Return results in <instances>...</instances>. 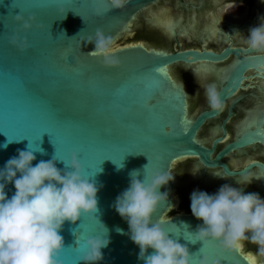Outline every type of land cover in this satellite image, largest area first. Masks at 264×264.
Masks as SVG:
<instances>
[{
  "label": "water",
  "instance_id": "water-1",
  "mask_svg": "<svg viewBox=\"0 0 264 264\" xmlns=\"http://www.w3.org/2000/svg\"><path fill=\"white\" fill-rule=\"evenodd\" d=\"M158 1L127 0L122 8H115L111 0H83L81 7H75L73 0H0V31L4 30V25L6 29L25 23L30 25L15 29L17 41L26 45L23 54L10 50V55L18 60L15 76H8L3 35H0V168L28 145L33 150H41L34 152V165L55 156L67 159L75 152L85 173L94 175L92 179L99 189L96 216L82 215L75 223L65 222L60 233L65 246L59 257L61 264H83L86 239L103 236L104 225L110 242L102 249L103 259L97 264H142L138 259L139 248L127 234L128 224L113 207L116 197L129 186L130 172L139 171L138 178L143 179L147 166L148 173L160 170L173 174L175 161L196 156L204 165L222 166L232 175L234 172L221 162L223 153L257 140L264 142L262 128L258 126L212 159L213 150L201 145L197 133L207 119L219 112L210 109L192 118L188 112L186 88L173 73V67L178 64L205 67L234 56L236 60L223 70L219 91L224 102L241 87L247 70L264 71L261 52L231 47L221 53L170 52L137 41L100 53L94 44L85 42L100 31L110 40L107 47L112 45L130 32L139 15L151 10ZM38 3L48 5L41 19L48 24L54 40L43 32V23L34 28L39 19L37 14H31L27 20L20 14V11H33L32 6ZM93 4L98 6L95 10ZM57 6H60L59 17ZM98 10H101L99 14ZM61 33L64 35L56 39ZM91 50L96 54H85ZM77 70L83 75H78ZM33 75H39L41 91L26 87L28 77ZM93 76L95 80L91 79ZM152 81L156 82L155 90L147 87ZM53 105L64 117L58 129L48 127L53 119ZM44 131L51 137L45 133L39 140ZM8 138L22 140L9 141ZM125 153L129 154L121 161L122 167L106 159ZM257 165L264 173V165ZM56 166L64 168L59 160ZM173 176L174 180L160 189L169 192L168 205L161 206L154 222L164 221L161 225L166 229L173 228L172 223L178 227L173 228L177 234L173 238L188 248L191 264H252L240 251L225 250L217 242L203 244L191 234V241L183 238L185 231L194 233L202 221L192 213L166 217L176 205L173 191L177 179ZM7 190L9 197L15 191L12 185ZM243 190L262 195L264 186L259 192ZM182 222L189 227L185 229Z\"/></svg>",
  "mask_w": 264,
  "mask_h": 264
},
{
  "label": "clouds",
  "instance_id": "clouds-1",
  "mask_svg": "<svg viewBox=\"0 0 264 264\" xmlns=\"http://www.w3.org/2000/svg\"><path fill=\"white\" fill-rule=\"evenodd\" d=\"M126 2L111 0V5L122 8ZM24 27L30 25L25 23ZM241 37L250 51H264V17H260L257 26L249 29L246 37ZM85 42L103 51L110 40L97 31L94 38L89 37ZM11 43L21 50L26 47L16 38ZM202 87L208 108L222 111L224 102L217 85L207 83ZM37 151L41 150H33L28 145L0 168V264H61L59 257L65 246L60 233L65 222L75 223L82 215L96 216L98 212L99 189L92 179L94 175L85 173L78 154L73 152L67 159L55 156L34 165V152ZM57 160L64 164L63 169L56 166ZM146 167L143 179L138 178L139 171L129 173V186L116 197L113 207L128 224L127 234L138 246V259L142 264H191L188 248L173 238V232L154 222L161 206L168 205L169 192L160 189L169 185L174 176L160 170L148 173ZM253 178L257 177L242 174L237 180L240 185H248ZM9 185L15 189L10 197ZM190 201L192 215L202 221L194 233L189 232L196 241H203V244L217 242L225 250L234 252L250 243L256 246V255L264 258V199L259 194L224 184L214 194L194 190ZM182 224L185 229L189 227ZM117 231L125 234L122 229ZM104 232L103 236L86 239L83 264H97L103 259L102 249L110 242L105 225Z\"/></svg>",
  "mask_w": 264,
  "mask_h": 264
},
{
  "label": "flooded vegetation",
  "instance_id": "flooded-vegetation-1",
  "mask_svg": "<svg viewBox=\"0 0 264 264\" xmlns=\"http://www.w3.org/2000/svg\"><path fill=\"white\" fill-rule=\"evenodd\" d=\"M160 4L164 5L160 6ZM154 7L156 9L153 10ZM244 11V15L240 18L239 15ZM146 13V19L151 20L153 26L162 29L170 37L174 34L175 38L171 39L170 44L164 49L170 52L206 50L221 53L229 47L248 49L241 36L246 37L250 27L257 26L260 17H264V2L262 0H160L151 10L139 15L138 19ZM159 17L167 20L160 22ZM133 33L135 39L137 34L145 35L146 38L143 37L138 42L147 46H153L150 42L158 43L164 37L159 32L136 28V23ZM184 33L186 37L183 38ZM156 45L154 44V47L160 48ZM260 54H264V51ZM235 60L236 58L230 55L222 62L208 63L205 67L196 65L187 67L182 64L173 67L175 76L174 68L178 67L181 70L182 77L176 76V78L186 88L188 112L192 118L195 119L201 113L210 110L205 101L202 85L214 83L220 90L223 70L228 69ZM244 77L241 87L224 101L223 110L213 118L207 119L198 130V141L207 149L213 150L210 155L212 159L243 134L255 131L258 126L262 128L261 132L264 134V71L249 69ZM221 162L234 174L226 173L222 166H206L196 156L184 157L173 163L172 173L177 179L173 191L176 199V205L171 210L174 211L173 215L191 213V210H187L184 205H190V194L194 190L214 194L224 184L243 187L252 192L262 190L264 173L257 164L264 165V142L257 140L232 148L223 153ZM198 169L199 171L193 174V171ZM213 173L229 177L220 178ZM242 174L257 178H253L248 185H240L237 179ZM259 196L264 199V193ZM240 252L252 264L264 262V258L256 255V246L253 244L245 243Z\"/></svg>",
  "mask_w": 264,
  "mask_h": 264
},
{
  "label": "snow or ice",
  "instance_id": "snow-or-ice-1",
  "mask_svg": "<svg viewBox=\"0 0 264 264\" xmlns=\"http://www.w3.org/2000/svg\"><path fill=\"white\" fill-rule=\"evenodd\" d=\"M73 3L75 5V7H81L83 6V0H73ZM33 11L31 12H22L20 11V14H23L25 15V19L27 20L28 17L31 15V14H37L39 19L37 20V24L34 25V28H38V26L43 23L45 25L44 27V30L43 32H45L46 34H48L51 39H53L52 35H51V32L48 28V24L44 22L43 19H41V17L46 13L47 11V8H48V5L45 4V3H38L36 5H33ZM59 7L60 6H57V16L59 17L60 16V13H59ZM65 7H70V6H65ZM93 7V10H95L98 6L93 4L92 5ZM110 7V6H109ZM14 8H19V6H14ZM20 10V9H19ZM73 11V10H71ZM74 12V11H73ZM75 13V12H74ZM4 25V24H3ZM24 27V25H15L13 28L11 29H6L5 25H4V30L3 31H0V35H3V42H4V48H3V56H4V60H5V63L7 64V67L9 69V72H8V76H15V69L17 67V63H18V60L17 58L15 57H12L10 55V50H15L16 52L20 53V54H23V51L21 50V48H13V44L11 43L12 39L15 38V35H16V31L15 29L17 28H22ZM61 35H64L63 33H61L56 39H58ZM54 40V39H53ZM86 55L87 54H92V55H95L96 53L94 52V50H91V51H88L87 53H85ZM77 74L78 75H83V73L79 70H77ZM91 79L95 80L96 77L93 76L91 77ZM20 83H24L23 81H21ZM156 82L155 81H152L151 83H149L147 85L148 88L152 89V90H155L156 88ZM26 87H28L29 89H31L32 91H41L42 90V85H41V82H40V77L39 75H33L31 77H28L27 81H26ZM63 120H64V117H63V114L60 112V110L58 108H56L55 105H53V119L52 121L49 123L48 127L50 128H53V129H58L62 123H63ZM47 133L49 136H50V133L48 131H44L41 133L40 137H39V140L40 138L45 134ZM7 136V135H6ZM8 137V136H7ZM51 137V136H50ZM9 139V138H8ZM12 140H22V139H12ZM9 139V141H12ZM132 153V152H131ZM126 154H129V153H125L123 156H119L117 155L116 157H109V158H106V159H110L112 160L114 163H116L118 166H122V163L121 161L124 159L125 155ZM134 154V153H133ZM105 160V159H104ZM103 161V160H102ZM101 161V162H102ZM100 162V163H101ZM99 166V165H98ZM99 167H97V171H99ZM159 223H164V221L162 220H158ZM82 223V222H81ZM169 231L173 232L175 236H177V234L174 232V229L169 226L167 228ZM183 238L186 240V241H191L193 239V237L189 234V232L185 231L183 234ZM83 239V237L81 238ZM196 243V242H195ZM67 250V249H66ZM202 250V248H201ZM200 250V252H201ZM199 252V253H200ZM199 253H197L196 255H198Z\"/></svg>",
  "mask_w": 264,
  "mask_h": 264
},
{
  "label": "rangeland",
  "instance_id": "rangeland-1",
  "mask_svg": "<svg viewBox=\"0 0 264 264\" xmlns=\"http://www.w3.org/2000/svg\"><path fill=\"white\" fill-rule=\"evenodd\" d=\"M163 5L164 4H160V6H163ZM154 9H156V7H154L153 10ZM172 13H174V12H172ZM244 13H245V11L243 12L242 15H239L240 18H242ZM145 16H147V13L142 15L138 20L135 21L136 28L138 27V28H141V29H146L149 32H159V33L163 34L164 35L163 39L160 42L154 43V44H157L156 45L157 47H160V48H163V49L166 48L170 44L171 39L175 38L174 34H172L173 36L170 37L169 34H167L166 32H163L162 29H157V27L153 26L151 20H147ZM135 23L132 25L133 27L131 28L130 32L123 34L112 45L108 46V48L109 49H114V48L122 46L124 44L138 41V39H135V37H134L135 35L133 33L134 27H135ZM182 35H183V38L186 37V33H184ZM150 44L154 46V44L152 42H150ZM174 72H175V74H176V76L178 78L182 77L181 70L178 67L174 68ZM168 216L169 215L167 214L166 217H168Z\"/></svg>",
  "mask_w": 264,
  "mask_h": 264
},
{
  "label": "trees",
  "instance_id": "trees-1",
  "mask_svg": "<svg viewBox=\"0 0 264 264\" xmlns=\"http://www.w3.org/2000/svg\"><path fill=\"white\" fill-rule=\"evenodd\" d=\"M143 37L146 38V36L143 35V34H137V38H136V39L140 40V39L143 38ZM150 39H151V37L149 38V40H150ZM184 206L186 207L187 210H190V205L185 204ZM173 214H174V211H170V212L168 213L169 216H172Z\"/></svg>",
  "mask_w": 264,
  "mask_h": 264
},
{
  "label": "bare ground",
  "instance_id": "bare-ground-1",
  "mask_svg": "<svg viewBox=\"0 0 264 264\" xmlns=\"http://www.w3.org/2000/svg\"><path fill=\"white\" fill-rule=\"evenodd\" d=\"M164 20H167V19H163V17H159L158 18V21H160V22H162ZM109 50H111V49H109L108 47H106L103 51H98V52L104 53V52L109 51ZM173 198L175 199V196L174 195H173Z\"/></svg>",
  "mask_w": 264,
  "mask_h": 264
}]
</instances>
